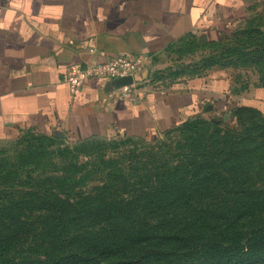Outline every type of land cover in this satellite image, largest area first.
Returning a JSON list of instances; mask_svg holds the SVG:
<instances>
[{
	"label": "trees",
	"instance_id": "16d2710c",
	"mask_svg": "<svg viewBox=\"0 0 264 264\" xmlns=\"http://www.w3.org/2000/svg\"><path fill=\"white\" fill-rule=\"evenodd\" d=\"M234 45L203 58L204 70L227 67L221 59L244 51ZM258 53L241 54L242 66L259 68ZM227 112L235 130L187 120L174 127L182 141L142 154L145 176L106 168L87 192L94 156L66 162L69 149L45 143L66 140L25 132L0 155V264H264V117L235 103Z\"/></svg>",
	"mask_w": 264,
	"mask_h": 264
},
{
	"label": "crops",
	"instance_id": "0c3cea01",
	"mask_svg": "<svg viewBox=\"0 0 264 264\" xmlns=\"http://www.w3.org/2000/svg\"><path fill=\"white\" fill-rule=\"evenodd\" d=\"M245 6L244 0H0V142L25 132L72 144L147 138L223 113L231 81L221 69L168 89L150 84L145 69L126 97L115 81L100 78L71 96L64 75L72 65L116 55L159 59L188 37L214 40L241 20ZM233 98L264 114V89L251 84Z\"/></svg>",
	"mask_w": 264,
	"mask_h": 264
},
{
	"label": "rangeland",
	"instance_id": "374dc122",
	"mask_svg": "<svg viewBox=\"0 0 264 264\" xmlns=\"http://www.w3.org/2000/svg\"><path fill=\"white\" fill-rule=\"evenodd\" d=\"M244 3L246 6L242 18L240 21L233 24L229 33L216 36L214 40H205L204 43H200L198 39L193 37L185 38L172 44L159 59H152L145 67V69L149 71L148 80L150 84L168 89L175 85L178 79L196 78V76L193 75L195 72H201L202 76L206 75L209 70L214 68L204 70L201 60L208 57L211 52L218 54L220 46L229 48L235 46L234 44H241L244 46V51L242 50L244 54L241 52L232 57L221 59V62L228 63V66L224 68H215L225 70L231 81L230 97L232 100L229 99L228 102L234 104L233 96L240 94L251 84H261V79L264 78V0H244ZM254 31L260 32V35H255L253 33ZM257 38L263 41L261 44L258 43V46L255 45ZM196 40L199 45L202 44L205 45V47L195 46L193 43ZM257 49L259 53L257 57H255V60H258V62L254 61V64L260 63L261 66L259 68L252 64L249 66H242L241 63L245 60L244 57L242 61L243 55L247 54L248 56L250 52L254 53ZM154 61L157 63L155 69H153L155 65L153 63ZM260 113L264 117V114L262 112ZM197 119L203 122L213 120L224 130L228 131L237 128L235 119L228 112L225 114L224 112L206 113L198 116ZM17 141L18 140L0 142V155L5 154L12 157L16 149L19 148L16 144ZM179 141H182L180 129L174 128L162 134L147 138L119 136L116 140L95 139L89 143L78 145L67 142L52 143V141L49 140H45V143L48 147L50 146L48 149L49 151L56 152V150L59 149H69L71 153L68 154L69 159H67L66 162L75 160L83 164L87 162L91 156H94V159H92L93 157L91 159L93 163L96 164L98 170H95V172L98 174L90 176V181L82 188L84 192H87L92 186L97 185L99 181L102 180L105 173L103 169L105 170L106 168L111 167L113 170L122 169L127 176L133 178L142 175L145 176L144 174L148 173L147 170H149L153 164L149 161L142 160V154H146L153 148L158 150L160 147H165L164 150H168ZM167 158H165V160ZM156 160H159V158ZM64 163L65 161L60 158L55 161L57 168L60 169ZM136 163H138L136 166L137 169L133 170L132 167H134ZM53 171L54 170L50 167L46 169V173L48 174H52Z\"/></svg>",
	"mask_w": 264,
	"mask_h": 264
},
{
	"label": "built area",
	"instance_id": "2783aa9c",
	"mask_svg": "<svg viewBox=\"0 0 264 264\" xmlns=\"http://www.w3.org/2000/svg\"><path fill=\"white\" fill-rule=\"evenodd\" d=\"M150 61L151 58L147 54H139L133 57L116 55L101 64L88 63L72 65L67 68L64 80L68 86L70 95L77 96L81 92L84 84L91 79L100 78L117 81L130 76L134 80L133 85L119 88L121 96L126 97L134 87L135 82L139 81L138 79L142 76L141 73Z\"/></svg>",
	"mask_w": 264,
	"mask_h": 264
},
{
	"label": "water",
	"instance_id": "95a60500",
	"mask_svg": "<svg viewBox=\"0 0 264 264\" xmlns=\"http://www.w3.org/2000/svg\"><path fill=\"white\" fill-rule=\"evenodd\" d=\"M133 83H134L133 78L129 76L115 81V86L117 89H119L125 86H131L133 85Z\"/></svg>",
	"mask_w": 264,
	"mask_h": 264
}]
</instances>
